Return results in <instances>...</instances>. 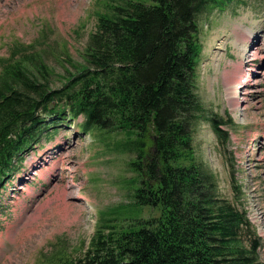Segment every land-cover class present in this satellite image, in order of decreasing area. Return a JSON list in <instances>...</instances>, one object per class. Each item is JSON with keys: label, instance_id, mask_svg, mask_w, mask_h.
<instances>
[{"label": "trees", "instance_id": "1", "mask_svg": "<svg viewBox=\"0 0 264 264\" xmlns=\"http://www.w3.org/2000/svg\"><path fill=\"white\" fill-rule=\"evenodd\" d=\"M221 2L124 0L99 18L87 63H72L78 74L69 72L62 94L52 89L54 68L34 45L18 44L0 57V188L20 169L19 152L37 140L38 111L58 112L60 106L49 107L58 96L76 113L88 110L90 120L125 131L126 149L136 154L132 165L141 171L134 211H159L133 218L105 243L92 242L94 252L77 263L58 251L47 264L100 255L99 264H264L245 212L219 196L216 176L193 158L191 137L205 108L195 82L198 16ZM232 122L211 115L220 140L226 132L219 126Z\"/></svg>", "mask_w": 264, "mask_h": 264}, {"label": "rangeland", "instance_id": "2", "mask_svg": "<svg viewBox=\"0 0 264 264\" xmlns=\"http://www.w3.org/2000/svg\"><path fill=\"white\" fill-rule=\"evenodd\" d=\"M108 1L0 0V57H10L18 44L34 45L58 75L64 74L68 57L84 62L96 16ZM237 2L241 6L236 7ZM199 24L203 50L197 56V91L210 111L227 112L236 123L224 127L228 136L220 142L210 124L201 122L194 135L196 154L202 166L217 175L222 196H242L243 206L264 237V0H232L223 12L201 15ZM239 26L253 33L241 50ZM247 77L250 81L244 82ZM59 82L58 78L55 87ZM230 85L238 90L233 95ZM97 133L98 141L89 146L92 136L81 133L78 124L61 126L42 140L36 152L26 155L16 182L0 191V264H40L43 252L51 255L61 247L78 256L82 244L84 251L94 235L95 210L110 204L114 206H109L107 217L113 221L139 217L123 186L132 189L136 184L120 181L122 174H134L128 168L130 154L122 153V143L112 130L98 128ZM84 167L95 170L92 177L83 173ZM68 183L74 185L68 189ZM78 188L87 193V200L76 198ZM117 190L125 203L117 202ZM104 218L99 213V225ZM261 256L264 259V240Z\"/></svg>", "mask_w": 264, "mask_h": 264}, {"label": "bare ground", "instance_id": "3", "mask_svg": "<svg viewBox=\"0 0 264 264\" xmlns=\"http://www.w3.org/2000/svg\"><path fill=\"white\" fill-rule=\"evenodd\" d=\"M252 30L251 29H246L244 26H239V28H238V30H237V44H238V46H239V48H240V50L241 49H243V48H245L251 41V36L253 35V33L251 32ZM254 33H255V31H254ZM254 37H256V36H254ZM242 61H240V65H239V67H241V63ZM248 81H250V77H247L245 80H244V82H248ZM233 86L234 85H230L229 86V88L231 89V93H232V95H233V93H235L237 90H233L232 88H233ZM234 98H235V96H233ZM233 98V99H234ZM232 99V100H233ZM77 197L78 198H84V199H87V196L85 195V194H83V193H79L78 195H77Z\"/></svg>", "mask_w": 264, "mask_h": 264}]
</instances>
